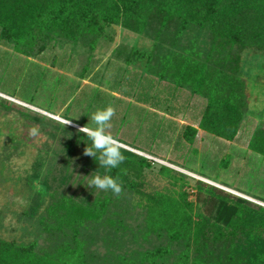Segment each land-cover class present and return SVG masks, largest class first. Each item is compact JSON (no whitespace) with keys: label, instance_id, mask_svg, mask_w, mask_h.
Instances as JSON below:
<instances>
[{"label":"trees","instance_id":"16d2710c","mask_svg":"<svg viewBox=\"0 0 264 264\" xmlns=\"http://www.w3.org/2000/svg\"><path fill=\"white\" fill-rule=\"evenodd\" d=\"M118 26L138 35L151 33L155 42L152 54L118 45L109 56ZM191 29L210 32L221 48L228 47V53L222 60L218 56L205 57L194 43L183 51L160 55L164 43L178 46L184 33ZM47 36H58L75 48L81 46L90 58V65L80 73L81 80L91 79L99 86L87 97L88 110L86 120L80 122L82 125H91L87 122L90 110L95 112L109 105L106 98L116 101L117 106L125 103L123 97L133 99L136 104L149 106L139 110L142 117L138 125L147 123L149 133L140 143L150 144L152 148L173 143L177 149L185 150L194 145L199 129L227 141L235 140L244 129L249 92L241 75V53L254 48L264 54V0H0L2 45L30 58L36 56L35 47L39 43V51L48 49ZM233 49L240 53H231ZM74 60L62 56L61 64L73 65ZM138 62H145L143 72L136 66ZM29 77L38 85L35 89L45 81L41 70ZM163 81H166L164 86ZM104 86L106 91L101 90ZM186 90L203 99L197 127L179 126L176 120L158 113L170 117L177 114V107L168 106L169 96L177 99L179 92ZM161 93L167 97L162 98ZM184 104L187 105L183 103L179 107L183 108ZM0 107L16 111L34 125H46L41 127L47 140L41 144V150H55L57 145L61 149L58 140L62 139V155L69 158L66 167L70 162L75 168L61 175V185L67 192L72 188L70 173L78 169L92 176L96 171L102 176L119 175L123 187L136 191V182L145 181L146 170L152 168L153 163L147 158L122 148L125 161L107 172L94 158L84 155L91 141L84 134L80 136L76 129L62 128L54 120L1 98ZM116 115H120L117 109ZM127 116L130 115H121L123 122ZM250 149L264 156V128L256 130ZM159 171L173 185L189 184L185 175L170 168L161 166ZM26 182L34 183L29 177ZM70 193L73 194L69 197H56L40 219L51 243L39 248L35 241L18 243L0 238V264H87L89 243L81 233L90 224L103 219L109 221L105 215L111 200L80 199L77 195L81 192L77 189ZM143 195L148 201L145 208L150 231L166 232L175 242L185 241L187 247H193L195 256L191 259L184 254L183 264H264V207L201 180L195 181L191 193L179 192L177 197L170 191ZM191 195L194 201L189 200ZM35 201L29 210L31 217L37 216L42 207L38 199ZM53 237L61 243L55 244ZM221 244L224 253L218 256L216 251ZM157 254L162 256L163 251L146 252L140 264H152ZM115 260L111 264H134L129 259Z\"/></svg>","mask_w":264,"mask_h":264},{"label":"rangeland","instance_id":"374dc122","mask_svg":"<svg viewBox=\"0 0 264 264\" xmlns=\"http://www.w3.org/2000/svg\"><path fill=\"white\" fill-rule=\"evenodd\" d=\"M116 34L115 44L108 51L109 56L118 45H125L147 54L154 51L155 42L151 33L138 35L118 26ZM214 39L208 31L191 29L184 33L178 46L164 43L160 55L176 50L183 51L195 43L204 52L205 57L218 56V60H222L228 53V47L221 48ZM45 41L48 49L39 51V43L35 47L36 56L30 58L0 43V98L46 119L54 120L60 123L62 128L68 126L76 129L81 136L83 133L79 132V128L85 126L80 122L86 117L88 110L87 97L93 88L95 90L98 88L96 86H99V83L91 79L81 80L80 73L90 65V58L81 46H69L71 44L60 40L58 36H47ZM231 53L240 52L233 49ZM62 56L64 59L73 57V65L68 62L62 65ZM241 56V75L249 92V109L245 127L233 141L214 137L199 129L194 145L186 147H189V150L177 149L173 143L155 145L152 148L150 144L140 143L149 135L148 124L138 125V119L142 117L139 110L142 107L148 109L149 106L136 104L133 99L124 97L125 103L117 106L116 101L111 102L110 98H106V101L120 112V117L115 115L112 120L111 133L121 141L122 148L153 163L152 168L146 170L145 181L136 182V191L123 187V194L119 198L111 191L87 187L92 175L79 169L70 173L72 188L67 192L61 185L60 178L67 169L69 171L75 168L71 167L70 162L66 167L69 158L62 155V139L58 140L62 144L61 149H57V145L55 150H41V144L47 141L41 133V127L46 125L40 123L35 126L16 111H6L0 107V238L18 243L35 241L39 248L48 246L51 239L40 224L41 217L56 197H69L73 194L70 192L77 189L81 192L77 195L80 199L111 200L105 215L109 221L103 219L101 222L90 224L81 233L82 238L86 236L89 243L87 264H111L115 259H129L134 264H140L146 252L156 249H161L163 255L157 254L152 264H183L181 257H184V254L187 253L191 259L195 256L193 247H187L185 241L175 242L166 232L150 231L145 208L148 201L143 194L170 191L177 197L179 192L191 193L195 181L201 180L264 207V156L250 149V140L254 133L264 128V54L249 48L243 51ZM136 66L143 72L146 64L138 62ZM132 67L137 68L134 65ZM40 70L44 73L45 81L35 89L38 85L29 76ZM163 82L164 86L166 81ZM101 90L106 91L107 88L104 86ZM166 95L161 93L162 98L167 97ZM74 97L76 98L73 104ZM169 98L168 106L177 107V114L170 117L158 111L161 116L176 120L179 126L197 124L202 110L201 97L191 95L190 90H186L179 92L177 99L174 96ZM183 103L187 105L184 104V107L180 108ZM90 111L91 116L94 109ZM126 112L130 116L123 122L121 115H127ZM69 120L71 123L65 125V121ZM87 120L91 124L89 127H95L91 119ZM33 126L40 129V135L37 137L29 135V129ZM79 142L83 140L79 139ZM51 146L49 145V148ZM161 166L185 175L189 184L184 187L179 185L180 182L173 185L169 177L160 173ZM28 177L32 179L33 184H27ZM35 199H38L42 206L39 211L41 214L31 217L29 210L34 207ZM189 200L194 201L193 195ZM52 240L55 244L61 243L57 237ZM223 250V244L219 245L216 254L219 256L221 252L224 253Z\"/></svg>","mask_w":264,"mask_h":264},{"label":"clouds","instance_id":"9594fccd","mask_svg":"<svg viewBox=\"0 0 264 264\" xmlns=\"http://www.w3.org/2000/svg\"><path fill=\"white\" fill-rule=\"evenodd\" d=\"M115 115L116 109L109 104L105 108L97 109L92 113L90 119L95 127H89L87 124L79 128V132L91 141V144L84 149V155L94 158L98 161L99 167L104 168L107 172L119 168L126 159L122 152L121 141L110 131ZM70 123L71 120L65 121V125ZM29 135L32 137L39 136L40 129L35 126L31 127ZM87 187L111 191L117 198L123 194L122 181L119 175L116 177L108 174L102 176L96 171L88 180Z\"/></svg>","mask_w":264,"mask_h":264}]
</instances>
